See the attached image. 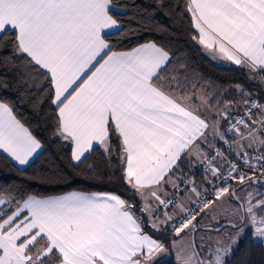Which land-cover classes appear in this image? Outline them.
<instances>
[{"label": "snow or ice", "instance_id": "snow-or-ice-1", "mask_svg": "<svg viewBox=\"0 0 264 264\" xmlns=\"http://www.w3.org/2000/svg\"><path fill=\"white\" fill-rule=\"evenodd\" d=\"M183 11L191 40L258 92L236 84L228 100L182 79L185 66L169 71L172 53L153 40L122 48L138 32L114 0H0V87L18 62L42 76L34 106L50 102L74 165L98 153L139 202L137 214L114 192L0 189V264H229L245 236L264 244V0H183ZM42 148L0 101V151L23 169ZM184 165L203 167L211 189Z\"/></svg>", "mask_w": 264, "mask_h": 264}, {"label": "trees", "instance_id": "trees-1", "mask_svg": "<svg viewBox=\"0 0 264 264\" xmlns=\"http://www.w3.org/2000/svg\"><path fill=\"white\" fill-rule=\"evenodd\" d=\"M114 3L127 12V16L122 17L124 29L127 30L131 26L138 32L137 35L123 39L122 48L134 47L138 43L153 40L172 53L169 71L183 64L185 69L182 79L186 77L190 82L198 83L212 92H218L228 100L238 99V94L233 91L236 84H241L253 92L259 91L249 83L244 70L217 65L205 54L200 45L191 40L194 30L190 27V16L183 11V0H114ZM161 3L163 6H160ZM113 12L121 15L116 9H113ZM18 63L19 71L9 73L12 87L8 89L0 87V101L7 102L13 107L14 114L41 140L43 148L30 165L23 169L0 153V189L6 193L30 192L38 195H59L72 190L114 192L135 202L139 214V202L125 190L126 186L118 179L117 169L109 168L98 153L93 152L85 163L74 165L70 159V145L53 136L54 122L50 102L45 99L39 107L34 106L44 97L41 88L46 90L47 83L23 62ZM261 102H264V97L261 98ZM230 159L234 160L235 157ZM88 164L103 172V177L87 173L85 169ZM183 170L185 175L194 176L195 181L199 180V184L204 183L209 190L211 189V185L204 180L201 169L184 165ZM145 231L156 239H164L165 243L171 239L167 232L157 234L149 228ZM168 258L169 260H164L160 264H173L172 258ZM229 264H264V244L254 241L250 234L245 236L230 257Z\"/></svg>", "mask_w": 264, "mask_h": 264}, {"label": "rangeland", "instance_id": "rangeland-1", "mask_svg": "<svg viewBox=\"0 0 264 264\" xmlns=\"http://www.w3.org/2000/svg\"><path fill=\"white\" fill-rule=\"evenodd\" d=\"M205 52V51H204ZM205 54L214 62V63H216L217 65H220V66H227V67H229V66H231V67H236L235 65H232L230 62H227V61H221V60H219L218 58L217 59H213L207 52H205ZM198 169H201L202 171H203V176H204V180H205V172H204V169H203V167H201V166H198ZM189 177H191L192 179H194L193 177L194 176H192V175H189ZM195 181V180H194ZM201 181V180H200ZM206 181V180H205ZM195 183L197 184V185H204L205 187H207L204 183L203 184H199L200 182H199V180L198 181H195ZM217 183H219V181H217ZM169 191H171V189H169ZM211 215V214H210ZM205 222H207V221H205ZM221 222H225L223 219H222V221ZM200 233H197V240L199 241V237H200ZM169 256H165V257H161V258H168ZM172 258V257H171ZM172 260H173V258H172Z\"/></svg>", "mask_w": 264, "mask_h": 264}, {"label": "crops", "instance_id": "crops-1", "mask_svg": "<svg viewBox=\"0 0 264 264\" xmlns=\"http://www.w3.org/2000/svg\"><path fill=\"white\" fill-rule=\"evenodd\" d=\"M39 152H40V151H39ZM39 152H38V153H39ZM0 153L4 154V155L6 156V154L3 153L2 151H0ZM38 153H37V154H38ZM6 157H7V156H6ZM7 158H8V157H7ZM8 159H9V158H8ZM9 160H10V159H9ZM10 161H11V160H10ZM11 162H12V161H11ZM12 163H13V162H12ZM13 164H14V163H13ZM14 165H15V164H14ZM16 166H17V165H16ZM17 167H19V166H17ZM72 191H75V190H72ZM68 192H69V191H68ZM98 192H102V191H98ZM63 194H64V193H63ZM5 198H7V197H5Z\"/></svg>", "mask_w": 264, "mask_h": 264}, {"label": "water", "instance_id": "water-1", "mask_svg": "<svg viewBox=\"0 0 264 264\" xmlns=\"http://www.w3.org/2000/svg\"><path fill=\"white\" fill-rule=\"evenodd\" d=\"M164 260H169V258H161V261L160 262H162Z\"/></svg>", "mask_w": 264, "mask_h": 264}, {"label": "built area", "instance_id": "built-area-1", "mask_svg": "<svg viewBox=\"0 0 264 264\" xmlns=\"http://www.w3.org/2000/svg\"><path fill=\"white\" fill-rule=\"evenodd\" d=\"M241 114V113H240ZM240 114H238V115H240ZM245 170V169H244Z\"/></svg>", "mask_w": 264, "mask_h": 264}]
</instances>
